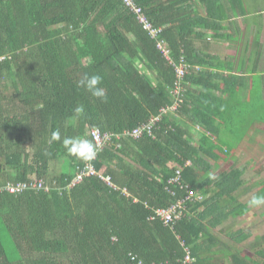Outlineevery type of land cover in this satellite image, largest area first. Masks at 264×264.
I'll return each instance as SVG.
<instances>
[{
    "label": "trees",
    "instance_id": "1",
    "mask_svg": "<svg viewBox=\"0 0 264 264\" xmlns=\"http://www.w3.org/2000/svg\"><path fill=\"white\" fill-rule=\"evenodd\" d=\"M133 1L155 36L123 0H0V189L33 178L49 186L0 190V264H180L185 247L191 264H198L199 243L211 237L204 215L242 185L246 167L239 168V157L223 148L221 137L228 133L239 142L252 122L264 120L262 102L254 113L250 103L253 96L264 99V90L245 94L237 112L227 107L237 93L215 82L234 83L233 62L213 64L201 43L243 37L235 19L242 14L248 24L251 15L262 18L264 2L256 1L251 12L243 0ZM160 40L170 59L157 46ZM181 60L187 69L178 79ZM86 73L102 77L105 102L77 87ZM176 80L181 100L173 110L167 107L175 102ZM79 104L84 115L69 123ZM155 116L151 133L124 134ZM93 128L113 134L92 164L116 188L96 175L68 188L85 162L69 155L62 140L95 144ZM57 129L61 141H51ZM220 160L227 168L209 179L211 162ZM177 169L180 183L171 184ZM188 189L194 195L172 227L150 219L154 208L171 206ZM255 241L260 248L253 256L235 252L234 264L264 261V235Z\"/></svg>",
    "mask_w": 264,
    "mask_h": 264
},
{
    "label": "crops",
    "instance_id": "2",
    "mask_svg": "<svg viewBox=\"0 0 264 264\" xmlns=\"http://www.w3.org/2000/svg\"><path fill=\"white\" fill-rule=\"evenodd\" d=\"M256 1H260V4H263L264 2L262 0H243L242 4L245 5L247 9H251L250 11L252 12V6L255 5ZM252 2H254V5L250 4ZM240 5L241 4L239 2H236L235 11L239 14H241L242 8ZM261 14L264 15V10H262ZM256 16L251 15L250 17L252 19L248 24H246L247 21H242L244 18L242 14L235 19L236 22L234 24V28L236 30L243 29V37L238 33L239 37L237 38L235 36V40L233 41L229 40L228 37H218L211 40V42L205 41L201 43L205 49L212 52L215 58L211 61L213 64L222 66V62L226 60H231L233 62L234 69H232V72L235 73L236 78L234 83L226 82L222 79H219V81L215 82L223 91L231 93L236 91L237 95L235 96L234 102H232L230 105V108L236 106L239 99H245V94H257L259 91V86L261 91L264 90L263 84H256V81L259 83H262V81L264 82L263 78L257 80V78L253 77L254 72L247 73L245 71L244 73L242 69L244 64L243 62L245 61L247 64V62H249V60L252 58L254 62L257 61L258 63H262L263 65H261V67H264V16H262V18H260V16ZM258 29H260V32L258 33V40H253L256 33L258 32ZM246 30L247 32L251 31V33H246ZM204 33L208 37H212L213 34L212 31L207 30L204 31ZM246 37L251 40V44H249L248 47L252 49L250 47L252 46L258 49L256 50V56L251 53H247V55L251 57L247 56L244 49L242 50L243 53H238L236 51L235 41L238 40V45L242 43L243 39ZM225 68L227 69L228 67L225 66ZM225 68H220L223 69V72L225 71L222 73L223 77H227L229 74V71L225 70ZM244 77L247 78V81H245L246 84L242 79ZM214 90H216L215 93H219L218 89L214 88ZM259 102H262L261 110H264V99H258L256 96H253L250 100L252 113H254L255 108L259 107ZM262 115L264 117V112ZM192 132L194 133L195 131L192 130ZM221 138L224 145L223 148H229L230 154L234 150L233 155L236 157H242L243 154H241V151L250 150L252 159L251 164H256V169L254 170V168H250L247 163L242 162L241 159L238 158V164L240 166L239 168H243L244 166L246 167L245 173L241 175V181L243 183L231 195L232 198L236 199L233 200L230 198V196L218 198L216 202L219 207H210V211L208 210L204 215V221L207 225L205 229L210 232L211 237H204L199 243L198 249L200 248V251H202L200 254L202 260H200L198 264H234L232 259L233 255L235 252L241 251H244L246 255L252 257L254 252L260 248V242H256L255 240L264 235V205L250 207L247 203V200L252 195H261V190H263L262 187H264V178H262L263 176L260 175V170H264V162H261L264 161V120L256 119L254 122H252L247 135L239 142L232 143V146L226 145V141L233 142L234 140V138H232L230 135L222 134ZM216 162H211L212 169L208 171L207 175L209 173L215 174L218 170L227 168V164L224 161H221L222 164L220 165L216 164ZM252 171L255 172L256 176L253 175ZM123 190L126 192L125 189ZM262 196H264V194H262ZM136 200L137 199H135V201ZM234 201H236L237 204L234 203ZM244 208L246 209L244 214L238 215V212L236 213V211H242ZM250 264H264V261L257 259L255 262H251Z\"/></svg>",
    "mask_w": 264,
    "mask_h": 264
},
{
    "label": "built area",
    "instance_id": "3",
    "mask_svg": "<svg viewBox=\"0 0 264 264\" xmlns=\"http://www.w3.org/2000/svg\"><path fill=\"white\" fill-rule=\"evenodd\" d=\"M123 2L130 8L132 9L135 13H137L139 20L144 23L145 27L150 30V33L155 36L156 35V30L152 28L151 24L148 22L146 17L143 15V12L139 6L135 4L133 0H123ZM157 46L162 50L164 55L166 56L167 59H170L169 56V49L165 47L163 41H158ZM198 68V66H195ZM186 65L183 63V60L179 62L175 66V71H176V77L180 79L183 74L186 72ZM173 94L175 95V102L167 107L169 109H176L179 106L180 102V85H179V80L175 81V87L173 89ZM164 110V109H162ZM159 116H155L154 118H151V120L142 126L136 127L130 131L125 132L124 134H129L135 138L139 137L142 135L144 130H147L148 133H151V126L155 121H158ZM92 140L95 142L96 145L99 146V149L103 148V146L108 142L111 141L113 134L111 133H102L98 128H93L90 131ZM116 137H119L120 135H115ZM180 169L176 170V175L173 176L171 179H169V183H180ZM91 175H96L100 177L102 180H104L108 185L113 186L114 188L115 185L111 182V179L109 176H104L101 174V172L97 171L93 164L91 162H85V164L82 167H79L74 175V177L71 179V181L67 184V187H72L78 183H80L84 177L86 176H91ZM36 188V189H45L48 190L49 186H47L42 179H37L33 178V180L30 183L27 182H17V183H7L3 188L8 190L11 193H20L24 189L27 188ZM0 189V190H1ZM125 192V191H124ZM126 193V192H125ZM194 195V192L192 190H187V195L183 198L177 201L176 203L172 204L171 206L167 208H154L153 209V214L150 217V219L154 218H160L161 221L170 227H172L179 219L183 217V208H184V200L191 198ZM193 257L191 256L189 248L185 247V253L181 259L180 264H191L193 261ZM141 264V262H139Z\"/></svg>",
    "mask_w": 264,
    "mask_h": 264
},
{
    "label": "clouds",
    "instance_id": "4",
    "mask_svg": "<svg viewBox=\"0 0 264 264\" xmlns=\"http://www.w3.org/2000/svg\"><path fill=\"white\" fill-rule=\"evenodd\" d=\"M102 77L98 74H85L82 79L77 82V87L85 89L92 97L105 102L107 97L105 89L101 87ZM85 113L82 104L77 105L73 110V117L69 123L74 122ZM51 141H61L60 131L57 129L51 133ZM63 147L67 153L84 162L93 161L99 151V146L86 138L65 137L62 140ZM208 178L215 180L217 177L213 173L208 174ZM247 203L250 207H258L264 205V196L252 195Z\"/></svg>",
    "mask_w": 264,
    "mask_h": 264
},
{
    "label": "rangeland",
    "instance_id": "5",
    "mask_svg": "<svg viewBox=\"0 0 264 264\" xmlns=\"http://www.w3.org/2000/svg\"><path fill=\"white\" fill-rule=\"evenodd\" d=\"M250 4H253L254 5V2H252V3H250ZM252 32H253V30H252ZM235 45H237V43H238V40H236L235 41ZM249 44H251V40H249V38L248 37H246L245 39H243V42L242 43H240V44H238L237 45V47L238 48H235L236 49V51L238 52V53H241L242 52V49H245L246 48V50H244L245 51V53H246V55H247V53H251V54H253L254 56H256V54H257V51L256 50H258L257 48H255V47H251L252 49H250L248 46H249ZM243 53V52H242ZM264 55V54H263ZM247 56H249V55H247ZM249 57H251V56H249ZM253 57V56H252ZM261 65H263L262 63H258L257 61H253V58L252 59H250L249 60V62H247V64H246V67H245V71L247 72V73H251V72H254V75H253V77H255V78H257V80H259L260 79V74L261 75H263L264 74V67H261ZM255 67H257V68H255ZM253 68V69H252ZM262 77V76H261ZM259 84V83H258ZM244 99H239L238 100V103H237V105L235 106V108L233 109L234 111H236V110H238V108H242V106H243V103H244ZM227 107H231L230 105H226ZM226 135H229L228 133L226 134ZM226 145H230V146H232V142H228V141H226ZM234 154V150L231 152V155H233ZM241 154H243L242 155V157H240V159H241V161L242 162H245V163H248V165L250 166V168H254V170L256 169V164H254V163H252L251 164V155H250V150H248V151H241ZM229 158V157H228ZM230 159V158H229ZM213 162V161H212ZM261 162H264V161H261ZM214 163V162H213ZM216 164H218V165H220V164H222L221 163V161H218V162H216ZM251 164V165H250ZM261 172H260V175H262L263 177L262 178H264V170L263 169H261L260 170ZM253 172V171H252ZM259 174V173H258ZM253 175L254 176H256L255 175V172H253Z\"/></svg>",
    "mask_w": 264,
    "mask_h": 264
}]
</instances>
